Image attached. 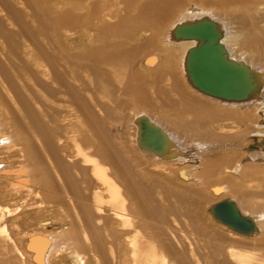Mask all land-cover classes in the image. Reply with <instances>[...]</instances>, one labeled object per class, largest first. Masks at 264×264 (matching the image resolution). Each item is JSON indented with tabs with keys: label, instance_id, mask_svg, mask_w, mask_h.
<instances>
[{
	"label": "bare ground",
	"instance_id": "bare-ground-1",
	"mask_svg": "<svg viewBox=\"0 0 264 264\" xmlns=\"http://www.w3.org/2000/svg\"><path fill=\"white\" fill-rule=\"evenodd\" d=\"M10 1L0 0V13H5L4 21L0 20V90L13 95L19 116L11 112L1 93L0 182L12 195L25 194L26 201L32 202L26 205L19 201L24 208L35 210L26 217L40 213L39 207L44 205L59 216L62 231L51 236L41 230L51 221L38 222L41 229L26 236L19 253L5 224V218L16 216V207L12 211L1 208L0 244L8 241L7 249L11 244L28 264H255L254 254L234 246L257 251L258 243L247 239L229 243L225 239L230 246L223 245L224 241L209 233L196 216L202 201L200 192H176L170 188L169 168L163 169L190 166L191 170L178 168L176 178L200 191L207 188L221 200L208 208L216 223L245 238H264V211L240 208L237 201L225 197L229 187L223 183L207 187L208 178L216 171L222 170L223 177L242 175L245 179L252 177L253 169L264 167V0L193 3L165 26L159 37L163 49L157 50L162 56L148 55L141 66L154 70L155 77L148 79L153 84L161 77L170 81L177 58L178 75L190 92L185 97L175 78L167 84L168 91L154 85L148 92L129 81L114 84L120 75L117 68L134 64L142 47L137 42L143 34L161 27L183 0L46 1L48 16L39 26L24 13H17ZM39 1L23 0L28 8L41 6ZM216 8L225 14H218ZM204 17L219 24L220 42L228 56L258 73L251 77L257 83L252 96L216 97L190 82L186 58L197 42L174 36V32L180 24ZM117 91L132 97L138 106L126 121L137 164L125 156V142L112 130L115 110L123 104L100 98ZM154 91L161 97L151 96L156 95ZM150 96L165 107L191 109L196 123L203 127L219 118L231 120L229 115L239 125L247 121L250 127L238 135L243 144H257L258 148L252 151L237 144L240 141L235 138L221 140L175 126L152 114ZM148 123L163 132L165 142L152 135ZM237 150L244 151L242 159L229 166ZM12 154L19 161L15 167L9 162ZM223 201L232 202L249 221V231L219 219L218 212L227 206L214 208ZM179 224L184 225L183 230ZM0 264H13L12 256Z\"/></svg>",
	"mask_w": 264,
	"mask_h": 264
},
{
	"label": "rangeland",
	"instance_id": "rangeland-1",
	"mask_svg": "<svg viewBox=\"0 0 264 264\" xmlns=\"http://www.w3.org/2000/svg\"><path fill=\"white\" fill-rule=\"evenodd\" d=\"M46 1L48 3L49 2L51 3L53 1V3H54V0H42V1H39L42 3L41 4L42 7L39 6L40 5L39 4L38 5L39 7L37 5H34V6L31 5L30 8H28L24 4L23 0H17V1L12 0L13 3L10 1L9 4H11V3L15 4L14 8H15V11H17V13H24L25 15H27L30 18V20L31 19L34 20L36 25L39 26L40 24L45 23L44 22L45 18L48 16L47 15V9H46L48 4ZM203 1L208 2V1H212V0H183V1H181L179 4H177L170 11L171 14H170L169 18L165 21V23H163L161 25V27L155 29L154 31L147 32V33L143 34V37L137 42L140 47L142 45V47H141L142 49L139 48L138 52L136 53L135 61L133 62L134 64H128L127 66L126 65L124 66V64H123V65H121V67H118L117 69H118V72L120 73V75L117 76V79L114 81V84L119 85L122 83V85H123L129 81L130 84H133V85L135 84L136 86L138 85L137 88H143L144 90H146L148 92L153 91L152 87L154 85H156V86L159 85V87L168 91L169 88H168L167 84L171 82V79L175 78L179 82L178 85H179V89H180L179 91L181 92V94H183L184 97H185V94H187V93L190 94V92L186 89V87L182 83L181 78L178 75V67H177V63H176L177 62L176 57H175L176 59L174 60L175 64L171 63V65L173 64L171 66V69L173 72L170 75V76H172L169 78L170 81H166V80H164V79H166V77L162 78L160 76L161 78L159 80L157 77L158 81H157V83L155 82V84H153L150 80H148V79H151V75H152V78L155 77L154 76V70L143 69L141 66V62L143 61V59L146 56L151 55V54L156 53L159 56H162L161 54H159V52H157V50H159L161 48L160 47L161 43L159 41V37L161 36V33L164 31L165 26H167L172 21L177 19L180 16L181 11L186 6L191 5L193 3L194 4L200 3ZM55 2L57 3V1H55ZM33 7H35V9ZM219 10H221V9L216 8V12L218 14H220V15L225 14L224 13L225 11L220 12ZM20 11H22V12H20ZM38 13H40V14H38ZM0 14H1L0 20L4 21L3 19H5V16H4L5 13H0ZM31 14L33 16H31ZM35 14H38V15L35 16ZM34 16L37 18V20H35V18H33ZM8 28H10V27H8ZM15 29L13 28V32ZM8 31L11 32L12 30L9 29ZM8 31H4V33L8 32ZM161 49H163V48H161ZM263 55H264V52H263ZM176 56H177V54H176ZM162 85L164 87H162ZM1 93H3V92H1V90H0V96H2L4 94V93L3 94H1ZM109 95L110 94L106 95V93L100 95L101 101L105 102L108 100H110V101L114 100V103H122L123 104L122 107L115 110L116 123H115V127L112 128L113 134L115 133L119 137V139L122 138V139H120V141L125 142L126 151L129 152L128 154H126L127 152L125 151V156L130 161H132L133 163L135 162L137 164V162L139 161L138 156L136 154H134L133 151H131V148L129 146L130 145L129 144L130 143V138H129L130 131H129V128L126 126V121H127V118L130 116L131 111L134 109H137L138 106L134 105L135 101L132 97H128L127 95H124L122 92L117 91L113 94V96H109ZM4 96L5 97H2V98H4L7 101L9 109L11 110V112L14 115H16L18 117L19 116V113L17 115L18 106L15 105L14 102H12V100H14L13 95L9 94V96H7L6 94H4ZM151 96H154V98L155 97H161L160 95L158 96L157 93H156V95L151 93ZM154 98L151 97V103L153 105V109L151 110L152 114L162 118L163 120H166V121L169 120V122H172V124L176 123L175 126L179 125L178 127H180V128L182 127L185 129L187 128V130H191V131L194 129L196 132H198V134L203 132V133L209 134L211 136H214L216 138H219L221 140H228V138H230V139L235 138L236 141H238V140L240 141V142H237V144L240 143L241 146L243 145L244 148L248 147L252 151H256V149L258 148L257 144H249V143H248V145L243 144L241 142L239 135H238V134H240V131L243 132V131L247 130L248 127H250L249 125H251V123H249V122L247 123V121L244 125L242 123L239 125V123L233 121L234 119L231 118L232 115L231 116L229 115V118L231 120H225V119L219 118V119H216V121L213 124L209 125L208 127H203L200 124L198 125V122L196 123L194 113L191 109L184 108L185 110H181V109H183L181 106H179L177 108L165 107L164 105H162L159 102L158 99L156 100ZM173 98H174V100H177V101L179 100V96L173 95ZM180 102H182V101H180ZM182 104L185 105V103H182ZM111 106H115V105L113 104ZM1 110H2V108L0 109V111ZM3 112L4 111L2 110V112H0V115ZM251 118L252 119L256 118V116L250 117V119ZM205 129H207V130H205ZM218 129H219V131H218ZM9 132H11L10 133L11 135H14V133L12 132V130L10 128H9ZM236 137L238 139H236ZM233 152H235V151H233ZM243 152H244L243 150L242 151L237 150L235 152L234 159L233 160L231 159V161L229 162V166H232L236 161L241 160ZM11 156H14V157L13 158L10 157L11 159L9 160V162L11 163V165L13 167H15V166H17V164H19L18 158H16L17 155L12 154ZM177 166H174V167L173 166H171V167L165 166L163 169V170H166L168 167L170 170V171H168V169H167V172L169 173L168 176L170 177L169 178L170 184H171L170 188H172V189L175 188L174 190L176 192H178L179 190H182V189L189 190L192 192H197V191L200 192V194L202 196V201H201V204L199 207L200 209L198 210V213L196 214V216L201 221V224L203 225V227H205L209 231V233H211L212 235L219 236L217 238L221 239V241H224L222 243L226 247L230 246L228 244V242L232 243V241L234 242L238 239L239 240L247 239L250 242L258 243L257 248H256L257 251H255V249H252L250 247L248 248L247 246L246 247L234 246V247L237 248V250H239L241 252L247 253V251H248L249 253L254 254L256 256V259H257V262L255 264H257V263L258 264H264V262H263V260H264V238H262V237H260V238L258 237L256 239L255 238L254 239L253 238L252 239L245 238V237H242V236L235 234L234 232H231L229 229H225V228L221 227L218 223H216L211 218V216L209 215L208 208L211 204L218 202V201H221V200L218 197L212 196L210 194V192H208L209 190H207V188L200 191L198 189V187L197 186L194 187V185L192 183L191 184L190 183H188V184L180 183L176 178L177 171H179L183 167H186L187 170H191L190 169L191 167L190 166L187 167L185 165L180 166V167H179V165H177ZM178 168H179V170H178ZM263 168H260V169L255 170V171L253 169L252 170V173H253L252 177H248L245 179H243L244 177L242 175H236V176H230V177L224 176L223 177L222 170L219 172L216 171L214 175H212L208 178L209 181L207 182L208 183L207 187L211 186L212 184H215V183L216 184L217 183H223L224 185H227L229 187V189H228L229 191L226 193L225 197L228 199L229 198L234 199L235 202L237 201L236 203L239 205L240 208L248 209V210L253 211V212H260V210L264 211V209H263L264 208V198L263 199L260 198V196L264 193V172H263L264 169ZM149 169L151 170V167ZM158 170L160 171L162 169H158ZM259 171H260V173H259ZM258 174H260V176ZM261 176H263V178H261ZM246 180L249 183L246 182ZM261 181H263V182H261ZM237 182H238V184H237ZM3 186L6 187V184L0 182V193H1L0 196L2 195L0 197V209L2 208V210H4L3 208H6V209L8 208L9 211L10 210L12 211L16 207L15 210L17 212L16 213L14 211L15 212L14 215H16L17 217L15 216L14 218H12L10 216L11 219H10V217L5 218V220L7 222L3 221V223L6 222L5 224H7V229L9 230L13 239L15 240L14 245L18 248L19 253L23 252V246L25 243L24 241H25L26 236L31 234L34 231H38L39 228L41 229L39 224H37L38 222H40L42 220H47V219L51 221V222H49L50 225L48 224V225H46L45 228L41 229L43 232H45L46 234H49L51 236H57V234H59V232L62 231L60 228L61 223H60L59 216L56 214L54 215L51 211L47 210V208H44V205H42V207H39V210L41 211L40 213L31 214L30 217H26L27 213H34L35 210L31 211V210H29V208L28 209L24 208L23 207L24 204H22L21 202L24 200L26 202L25 203L26 205L28 203L30 204L32 202L26 201V200H28V198L25 199V194H19V195L13 194L14 195L13 196L12 193L8 192V190ZM20 199H22V200H20ZM34 200H33V203L39 202V200H36V201H34ZM19 201H21V202H19ZM19 203L22 204V207L19 206ZM19 210H20V212H19ZM28 215H30V214H28ZM12 222H13V225H15V226L11 225ZM183 226L179 224L178 228L183 230V228H182ZM16 227L18 229H16ZM15 235H17V236H15ZM225 239H227V240L229 239L227 243H226L227 240H225ZM4 242H5V245L0 244V260L6 259V258H9L12 256L13 264H22V263L28 264L27 260H23L24 258H22L20 256V254L17 253V251L14 249L15 247L12 248V246L10 244L9 248L7 249L8 241L4 240ZM250 242H247V243H250ZM214 243H216V242H214ZM225 246H223V247H225ZM3 248L4 249L6 248L7 251L3 252V250H4ZM238 248H240V249H238ZM250 251H253V252H250ZM9 254H12V255H9ZM219 258H222V257H219ZM66 263L71 264L72 262L64 261L62 264H66Z\"/></svg>",
	"mask_w": 264,
	"mask_h": 264
},
{
	"label": "water",
	"instance_id": "water-1",
	"mask_svg": "<svg viewBox=\"0 0 264 264\" xmlns=\"http://www.w3.org/2000/svg\"><path fill=\"white\" fill-rule=\"evenodd\" d=\"M221 28L208 17L186 22L177 26L174 36L195 40L196 46L187 54V72L190 82L206 94L227 98L244 99L257 91V83L251 77L258 73L242 62H236L228 56L227 50L220 42ZM259 76V75H257ZM152 135H158L165 142L163 132L148 123ZM222 222L229 223L241 231H249L250 223L241 216L230 201L220 202L214 209Z\"/></svg>",
	"mask_w": 264,
	"mask_h": 264
}]
</instances>
